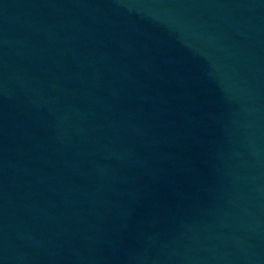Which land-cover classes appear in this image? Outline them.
Here are the masks:
<instances>
[{
    "label": "water",
    "instance_id": "1",
    "mask_svg": "<svg viewBox=\"0 0 264 264\" xmlns=\"http://www.w3.org/2000/svg\"><path fill=\"white\" fill-rule=\"evenodd\" d=\"M0 264H264V0H0Z\"/></svg>",
    "mask_w": 264,
    "mask_h": 264
}]
</instances>
